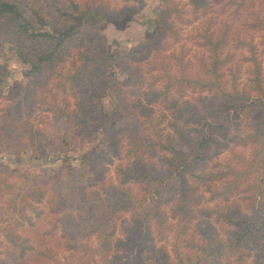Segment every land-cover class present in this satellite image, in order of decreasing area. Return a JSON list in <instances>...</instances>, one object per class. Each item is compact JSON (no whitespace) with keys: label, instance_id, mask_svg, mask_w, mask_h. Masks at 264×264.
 <instances>
[{"label":"trees","instance_id":"trees-1","mask_svg":"<svg viewBox=\"0 0 264 264\" xmlns=\"http://www.w3.org/2000/svg\"><path fill=\"white\" fill-rule=\"evenodd\" d=\"M160 1L151 37L122 51L110 50L100 29L108 20L130 18L138 12L134 6L110 12L92 0H0V25L6 29L0 34V44L6 42L18 51L29 84L52 80L58 94L74 98L73 104L53 101L51 105L73 135H97L98 142L82 156L83 165L96 179L105 177L101 160L115 158L111 163L125 186L109 189L104 198L94 194L96 200L87 205L90 215L82 214L76 229L84 239L95 236L99 252L107 253L113 242L124 245L125 254L115 250L116 259L109 264H241L248 247L259 246L261 241L264 247V35L259 44L252 36L247 40L235 37L245 52V76H240V65L231 66L232 53L224 50L230 28L215 32L206 26L199 32L207 52L201 74H190L182 55L170 52L177 72L165 69L161 86L147 91L139 83L140 63L166 49L159 39L176 33L168 19L180 10L177 0ZM189 2L197 9L206 0ZM243 27L244 32L264 28V17L255 12L253 21ZM8 73L0 64V84ZM185 89L199 93L197 105L182 97ZM107 90L114 103L104 111L100 100ZM41 100L45 102L46 97ZM93 103L97 109L92 110ZM17 109H2L6 131L0 130V151L17 154L31 149L36 157L49 155L46 145L51 135L43 116H33L27 104ZM168 113L183 118L189 127L170 125ZM241 122L247 126H241L245 129L237 138L250 144L249 151L240 153L238 167L216 162L217 169L209 170L210 152L221 145L224 131L238 128ZM132 123L142 125V135L129 136ZM144 154L151 160L143 161ZM56 174L51 185L54 197L62 182L61 172ZM79 178L78 172L68 174L67 197L79 186ZM216 180L223 181L220 189L214 185ZM200 189L210 193L206 213L221 228L217 232L211 227L205 238L192 233L188 222ZM45 194L37 175L8 168L0 174V264L45 263L51 258L46 250L66 237L65 231L44 229L47 215L41 217L42 211L35 212L36 218L29 215L44 202ZM234 194L244 201L246 212L230 200ZM114 220L121 221L124 240L117 238ZM173 223L177 228L173 229ZM167 231L172 232L170 248L159 242ZM255 264H264V255Z\"/></svg>","mask_w":264,"mask_h":264},{"label":"rangeland","instance_id":"rangeland-1","mask_svg":"<svg viewBox=\"0 0 264 264\" xmlns=\"http://www.w3.org/2000/svg\"><path fill=\"white\" fill-rule=\"evenodd\" d=\"M177 1L180 7L179 14L171 13L168 19L175 25L176 33L160 38L161 44H164L166 49H163L159 54L153 53L149 61L140 63L139 83L141 86L149 91L155 86H161L163 78L160 76L165 69L168 68L171 72H177L178 64L170 52H174L175 55L178 53L182 55V63L190 74H201V66L207 59V52L200 43L199 32L205 29L206 26L214 29L215 32L224 26L230 28L232 34L224 50L232 53L230 65H240L239 74L245 76L244 68L246 64L242 62V56L245 52L235 40V37L239 36V38L247 40L252 36L256 43H260L261 35H264V28H246L249 31L244 32L243 25L246 27L248 22L253 21L255 12L264 17V3L261 0H254L253 4L250 3V0H206L202 7L195 9L191 6L189 0ZM92 2L97 6L108 8L110 12L124 6H134L138 9V12L123 21H106L100 29L109 49L122 51H130L140 41L151 37L159 10L162 7L160 0H92ZM242 2L243 4H241ZM5 31L4 25L1 24L0 34ZM234 44H237V46H234ZM0 64L5 65L9 71L5 82L0 84V130L6 131L2 127L3 122L1 120L3 108L12 111L21 105L27 104L31 108L33 116H43L46 132L49 133V136L51 135V142L46 145L49 154L47 156L36 157L31 149L17 154H11L5 150L0 151V174H5L8 168L19 173L37 175L43 180V185L46 188L44 202L35 205L36 209L30 211L29 215L36 218L35 212L42 211L41 217L47 215L44 221L45 230H50L51 233L66 232V237L63 238L60 244H52L46 250L51 258L40 264H109L110 260L116 259L113 258L114 252L125 254L124 245L113 242L111 249L107 253H102L95 249L97 246L95 236L84 239L76 229L81 224L80 216L82 214L90 215L87 205L90 201L96 200L94 194L104 198L110 194L108 193L109 189H119L122 185L125 186L120 183L114 165L111 163L115 158L108 159L107 157L101 160L105 177L103 180L96 179L89 167L83 165L82 156L98 142L97 135L95 138L73 135L72 130L56 117L54 108L51 105L53 101L73 104L74 98L66 94H58V89L52 80H48L46 83L29 84L23 74L26 64L20 60L18 51L6 42L0 44ZM262 66L264 68V58ZM223 70L225 75H228L225 67ZM122 76L124 75H120V77ZM228 79L226 78V80ZM198 94V92L185 89L181 95L185 100L197 105ZM172 95H175V93L172 92ZM42 97H46L45 102L41 100ZM161 97L163 96H160L159 100ZM113 103L112 92L107 90L100 100L101 109L109 111L112 109ZM91 108L92 110L97 109L95 103L91 105ZM168 122L178 129L189 127L183 118H176L170 113H168ZM241 126L247 125L245 122H241L238 128L230 127L224 131V137H220L221 145L216 150H212L206 159V167L209 170L215 171L217 169L216 162L234 167L239 166L238 157L240 153L247 154L250 149V144H244L237 138L238 134L245 129ZM127 132L131 138L142 135V125L132 123L128 125ZM55 150L59 154L54 153ZM141 158L143 161L151 160L145 154ZM57 171L61 172L62 182L58 187L59 195L54 197L51 185L57 177ZM77 172L80 176L78 179L79 186H75L71 197H67L64 184L67 181L68 174L73 175ZM222 183V180H216L214 185L220 189ZM132 188L136 190L135 186ZM171 193H173L172 189ZM197 195L198 200L190 206L189 230L205 238L209 235L211 227H214L217 232H220L221 228L206 213V206L210 202L208 200L210 193L206 192L205 189H200ZM229 198L243 212L247 211L244 201L238 195L234 194ZM124 214L129 216L127 212H123ZM170 220L173 221L171 218ZM173 225V229L177 228V223H173ZM113 229L117 238L124 240L120 220H114ZM155 236L158 238L157 235ZM171 240L172 232L167 231V234L160 238L159 242L167 244V248H170ZM260 243L259 246H250L246 249L245 253L247 255L241 264L259 262L264 255V247L261 246L263 241Z\"/></svg>","mask_w":264,"mask_h":264}]
</instances>
